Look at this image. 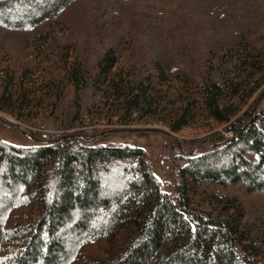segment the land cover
<instances>
[{
    "label": "trees",
    "instance_id": "obj_1",
    "mask_svg": "<svg viewBox=\"0 0 264 264\" xmlns=\"http://www.w3.org/2000/svg\"><path fill=\"white\" fill-rule=\"evenodd\" d=\"M84 1L0 0V29L33 33ZM40 37L38 68L0 65V111L17 120L34 127L57 117L70 130L80 120L81 94L93 89L110 121L154 120L179 133L211 120L223 133L207 137L213 149L177 157L186 165L174 192L165 191L142 148L109 141L107 132L35 131L22 134L27 146L0 138V264H73L98 243L106 245L101 257L86 264H264V229L245 222L236 197L208 191L240 184L264 194L263 94L249 103L264 85V41L243 37L213 52L196 74L168 68L165 57L145 74L121 65L112 47L91 70L69 51L42 50L41 41L51 39ZM45 62L56 71L43 73ZM70 91L74 114L66 109ZM202 196L211 211L197 201ZM33 204L37 216L28 225L2 226L15 209Z\"/></svg>",
    "mask_w": 264,
    "mask_h": 264
},
{
    "label": "rangeland",
    "instance_id": "obj_2",
    "mask_svg": "<svg viewBox=\"0 0 264 264\" xmlns=\"http://www.w3.org/2000/svg\"><path fill=\"white\" fill-rule=\"evenodd\" d=\"M47 33L51 40L41 41L42 50L48 48L53 54L61 49L69 51L72 60L76 58L74 55L79 56L91 70L102 51L112 47L122 54L121 65L135 66L141 73H155L154 62L158 57H165L164 65L168 68L184 67L196 74L204 69L206 58H212L213 52L218 55L221 48L233 46L243 37H259L260 43L264 41V0H85L71 5L54 23L33 33L0 29V65L11 66L18 72L25 65L38 68L44 57L35 49L38 48L35 44L41 39L40 34ZM54 59L51 55V60ZM46 62L40 65L43 73L56 71L52 62ZM260 93L264 97V85L249 103ZM75 100L70 91L65 103L66 109L73 114L77 111ZM80 102V120L70 130L65 129V123L62 126V118H44L39 126L33 127L32 123L21 122L0 111V138L27 146L32 142L25 140L22 134L35 131L53 136L75 131L87 135L107 132L111 135L109 141L142 148L165 191L174 192L179 182L178 168L186 165L177 157L183 154L198 156L203 147L213 149L207 137L223 133V126L211 120H203L179 133L154 120L127 125L119 124L118 119L110 121L103 115L100 94L93 89L83 91ZM233 135L230 132L225 137ZM208 191L236 197L246 208L245 222L256 224L263 231L264 194L248 192L240 184H216ZM202 200L204 196L197 201L211 211ZM36 216V204L17 208L6 216L2 226L18 228L28 225ZM105 247V243L86 247L73 264H86L87 258L101 257Z\"/></svg>",
    "mask_w": 264,
    "mask_h": 264
}]
</instances>
